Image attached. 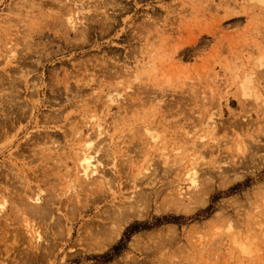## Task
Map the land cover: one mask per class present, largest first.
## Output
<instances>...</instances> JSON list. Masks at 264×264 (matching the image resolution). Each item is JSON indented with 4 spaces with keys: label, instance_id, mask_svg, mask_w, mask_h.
Masks as SVG:
<instances>
[{
    "label": "rangeland",
    "instance_id": "374dc122",
    "mask_svg": "<svg viewBox=\"0 0 264 264\" xmlns=\"http://www.w3.org/2000/svg\"><path fill=\"white\" fill-rule=\"evenodd\" d=\"M24 1L27 3L28 0H0L1 30L7 28L14 29L19 27V24L22 25L23 28V26L26 25V19H30L29 15H34L37 19L46 18V20H48L50 19H47L48 12L53 14L57 9V3L66 2V6H69L70 4L73 5L74 1L77 6H84V9L82 8V10H79L77 13V21H81L80 23L82 24L79 26L80 28H84L87 33L86 37L88 38L86 45L72 49L66 44L63 37L56 36L52 33L53 31H48L46 35H48V39L51 43L49 42V44L47 41V43H45V41L40 39L41 43L38 47H41L43 43H45L47 47L49 46V50L47 49L44 51L40 48V53L38 52L36 55H31L32 58L30 57V60H33H31L32 63L29 60L27 61L31 63V66L28 67L30 74L28 75L30 80L29 83L35 81V83L38 84L37 87L40 89L38 99L42 108L40 107V113H35L33 117L34 119L37 116V120H40V118L41 120L46 119L49 113V109L46 107L47 104L52 106L55 105L53 106L54 108H58L59 106L63 107V105H71V103H66L65 101V93L61 88L62 86H60L61 94L58 98H54V94L49 92V85H52L48 80L52 74L51 70L59 73L58 78H61V80L65 79L67 76L69 78L67 80L71 82H69V84L72 85V89L73 87L75 89L74 85H79L82 82L84 75L86 77V73L91 76L93 75V78L105 80V83L101 86L96 83H94L91 88L83 85V90L79 93L81 96L83 95L82 98L77 97L75 100H72V104L74 103V105H72L73 107L68 106L66 109V111H71H64L63 113L67 119L69 118L66 122L68 123L71 120L70 122H72L73 125L77 123V125L80 126L81 122L88 124L89 122L91 123L97 120L101 123L103 129L106 130V134L112 136V139L118 144L117 146H119V152L117 154V163L119 164V169L117 168L118 171L114 173L109 170V164L103 169L105 172L103 175L110 177V191L108 190L105 194L107 203L105 201L96 202L93 203V206L96 205V208L102 211V209H106L109 205H112L110 204L112 200L115 202L122 198L120 200L123 201L125 195L128 196L130 191H134V188L131 186L132 178L130 177L135 174L140 178L143 175L142 179H145L150 175L148 179H152L153 177L151 176H154V174H150L152 173V166H156V169L159 170L157 178L153 183H150L148 186L143 185L145 191L148 192L151 190V200L148 202L149 206L146 208L145 213L141 217H130L123 225L121 232L109 245H105L102 249H97L96 247L97 250L94 248L95 251L91 249V247L87 248L85 243L78 242L79 244H73L78 234L79 226H81L84 221L93 223L94 220L93 212L95 209L87 211L86 213L82 211L76 213L77 216L73 214L75 217L74 222H70L72 223V228L74 227L70 230L71 236L66 234L64 240H56L57 249L55 248L53 256L32 258L29 254L27 255V262L29 263L24 264H131V262L133 264L135 260V264H264V162H262V160L264 161V154H262L264 152V71L262 72V70H264V0H108L107 3L105 2L103 6L98 9L95 8V5L99 0H60L59 2L58 0H40L41 2L38 0L40 2L39 4L45 3L43 6L40 5L41 7L39 9L42 10H37L38 7H34L33 5L34 8H32V10L27 9L28 13L24 11L26 7H22L25 3ZM34 1H36V4L37 0ZM100 2H102V0H100L99 3ZM16 3L18 5H15ZM74 6L75 5H73L72 8H75ZM50 7L53 10L50 9ZM18 8L23 11L19 12V10H17ZM15 9L17 10L16 12L14 11ZM103 10L111 19V21L105 22L104 26L100 23L101 21H106L103 20V15L101 14ZM94 12L95 14L99 13V15L95 16ZM84 13H87V15L92 13V21L91 18H88L89 22L88 20L84 21ZM24 17L25 19H23ZM98 18L100 19L98 20ZM23 21L24 23H22ZM40 21L41 20L37 23ZM20 28L21 27H19V30L22 29ZM11 29H9V31ZM45 39L47 40V38ZM36 40H39V38ZM3 42L4 39H2L1 42L2 47L4 46ZM3 50L4 49H0V52L4 54ZM42 50L44 51V55H42ZM48 51L51 52L50 54L54 51L53 55H49ZM45 54L47 57H45ZM79 63L86 64V67ZM2 66H4V60L1 57L0 69ZM30 67H36V70L33 69L38 78L35 77V73L30 72L32 70ZM53 67H55V69ZM83 67H85L86 70H84L85 68ZM114 69H121L122 72L119 71L120 73H118L119 77H117V73H113L115 71ZM83 70L86 71L85 74ZM260 71L262 74L258 73ZM251 72L256 74H252ZM242 73H249L247 75H250L251 78L253 75L256 78L257 74H260L258 75V78H260H257L259 81L256 79V82L254 81L255 79L252 78V82L253 84L255 82V86L251 85V87L254 86V89L258 90L260 94V100L255 101V103L253 102V98L246 97L249 99L247 101L246 98L239 94L240 89H238V82H243L242 77L244 74ZM98 74L100 77H97L99 76ZM134 74L137 76L139 75V79L141 80H134ZM232 76L233 79L236 77H238V79L236 78V80H233ZM241 78L242 80L239 81ZM83 81L85 82V78ZM77 82L79 83L77 84ZM258 82L259 84H257V87L256 83ZM20 89L22 95L20 98L22 99L25 97V93L22 87H20ZM74 89L72 90V94L74 93ZM119 92L121 94V100L118 101L119 104L111 102L109 100L110 94ZM94 93L96 96L93 98ZM84 94H86V97ZM218 96L219 98H217ZM241 97L243 100L240 99ZM87 98L90 99V101ZM83 99L85 100L83 101ZM216 99L219 100L215 101ZM18 101L22 102L21 100ZM249 102L254 104L251 105ZM210 109L212 111L214 110L213 112L215 114L210 111ZM81 110H83V112ZM204 111H208L206 113L207 115ZM210 113H212V116L215 115L214 117L218 119L216 120L213 117L218 123L217 129L213 133L214 137L217 138V140L215 139L216 142L210 140V136L209 138L205 137L203 140H200L199 137L203 134L206 136L205 131H203V121L205 120L204 117H207ZM74 114L77 118L71 117L74 116ZM241 114H244V116ZM14 115L15 114L11 116L10 120L14 119ZM26 115L28 116L24 117L25 115H23L21 118L22 120L20 119V122L14 124V129H10L12 132L8 130L7 137L18 134L19 126H23V130L29 131L30 133L35 131L32 127H29V129L25 128L27 121L30 119L29 112H27ZM43 115H46L45 118H43ZM116 115L118 119H116ZM246 115H248V117ZM79 116L81 118H79ZM33 119L31 118V120ZM72 120L75 121L73 122ZM145 122L146 126H144ZM19 123H21V125ZM195 123H197V125ZM64 125L67 126L68 124ZM146 127L150 132L145 131ZM149 128L152 129L149 130ZM186 129L190 130V134H188L189 132H187ZM89 131H93V129L91 128L88 131L85 130V132ZM114 132H118L116 134L118 136H116ZM146 133H149V136L152 137H149V141L148 138H146L148 136ZM150 133L152 135H150ZM249 133L252 135L254 134L255 137L254 135L251 137L248 136ZM23 134L26 136L25 132L19 133L18 135L19 138L21 137V141H24V137H22ZM258 135H260V137ZM186 137L189 138L185 140ZM73 139L74 135L72 136V141ZM128 140L130 143L131 141L132 143L134 141L136 143L134 142V144L131 143L132 145H129L130 143H127ZM195 140L198 144L201 142L200 147ZM255 140H258V142ZM242 141H244V145H242ZM245 141L251 142H247V144ZM253 141H255V143ZM104 142L106 143L107 141L104 140ZM149 142L150 144L148 145ZM212 143H215V145L213 144L211 146ZM219 143L221 144V148ZM137 144L138 147H136ZM127 145L130 147L128 146L127 148ZM131 146H134L133 150ZM161 146H163L162 149ZM248 147L249 149L251 148L250 151L253 152V155L248 150ZM60 148L62 150V147ZM194 148L195 151L201 149V151L206 150L205 152L207 154H212L208 157L203 151L205 159L207 158L206 162H204L205 159L204 161L201 159L196 161L197 167L201 169L200 172L205 171L204 177L212 174L215 179H213L212 182L213 186H210L212 188L207 195V201L202 205H198L195 210L184 211V213L183 211H176L172 208L166 209L171 199L174 196L177 198L178 191L184 194L185 197L183 201L185 203L188 202L186 195H188L189 191V194H191L193 190H191L188 184L182 181L181 178L184 168L188 166V159L193 156ZM236 148L240 150V152H237L238 150ZM219 149H221V151H219ZM223 149L225 153L222 151ZM256 149H258V151H256ZM259 149L260 153H258ZM136 150L140 151L138 156H136V154L139 151ZM227 150H229L230 153ZM63 151L65 150L63 149ZM219 152L221 154L220 156ZM22 153L24 155H30L32 152L24 150ZM222 153L226 156H224L225 161L223 157L221 158V156L224 155ZM241 155L243 156L241 157ZM128 156H130L129 158L133 156L130 160H132L133 163L135 162L134 166L131 168L132 170L128 168V165H125ZM163 156L167 159L164 163L166 166L163 164ZM239 157L243 158V160H239ZM244 157H246V159H244ZM27 158L29 159L30 156L26 157V159ZM135 158L137 159L135 160ZM173 158H175V160ZM209 158L213 162H211ZM218 158L221 159L217 160ZM176 159H179V161L182 160L179 162L178 160L176 161ZM221 160L222 163L223 161L224 163L220 165ZM245 160L247 161L245 162ZM253 160H255L258 165L255 164ZM202 161L204 165H202ZM242 161L246 165L244 163L242 164ZM68 162L69 165L72 166V163L70 161ZM175 162H177V164ZM238 162L240 163L238 164ZM168 163L170 165V171L167 169L169 167ZM205 163L207 165H205ZM249 163H251V166ZM226 164H228V166L225 167ZM139 165L143 167L138 168ZM123 167H126L125 171ZM136 167L138 169L141 168L138 172L140 175L137 173ZM145 167H149V171L143 173ZM206 167L211 170H206ZM234 167L237 168V173L234 171ZM163 168L168 171L161 174ZM221 169H226L227 171L231 169L236 174H233L232 171H228L227 173L224 171L223 174L219 173ZM63 172L64 169L61 170V173ZM127 173H131L132 175L130 176ZM224 173L225 178L228 177V175H235V177L239 175L241 177L239 178V176H237L236 179L233 176L234 179L231 180L232 177L229 176L226 180L229 179L231 182L228 181L230 183L227 184V181L225 180L223 182L220 176V174L224 175ZM164 174L165 176L163 177ZM126 175H128L127 178H124ZM175 178L177 180H175ZM129 180L130 184L127 183ZM224 183L226 186H220ZM172 186L173 188H171ZM113 187H115V189ZM175 188L177 192H175ZM155 190H159L158 193L156 191L157 195ZM161 196H163V200ZM168 197L170 201H168ZM162 201L165 203L167 201L166 207L164 208L166 210H163V208L156 209V206L160 205ZM157 203L158 205H156ZM169 207L173 206L170 204ZM217 210H219V212H217ZM212 213L219 214L212 217ZM215 216L216 218H214ZM82 220L83 222L80 224ZM168 224L175 232H173L174 236H170V238L166 236V234H168L169 237V234L172 232L171 230L169 233L170 229H167ZM5 228L6 227H4V235L8 238V240H6V246L12 247L10 239L14 231H11L12 226L10 224L7 225V229ZM20 229H22V227L19 228V233L20 231L23 233V229ZM160 229L162 232H159ZM159 233L164 235H162L163 238H160L161 235L159 236ZM173 233L170 235H173ZM154 234H158L157 238L159 236V239L154 237ZM152 235L155 238L154 240L150 237ZM134 236L142 237V240L140 237L138 238V240H141L139 243L142 245L136 244L137 246H134V244L131 243L132 240L136 238ZM47 237L51 240L48 235ZM67 238L70 239L67 241ZM236 241H239V243L243 242L244 245H242V247H246L249 251L245 248L242 250L241 246L237 244ZM25 242L26 241H24L23 244H19L20 242L14 243V249H10L7 253L3 251V242H0V263L4 264L5 262H2V259L11 256L12 251V256L15 255L17 251L18 253L21 252L26 254L28 248H26ZM136 248L138 251L135 250ZM132 257L134 261H132Z\"/></svg>",
    "mask_w": 264,
    "mask_h": 264
},
{
    "label": "bare ground",
    "instance_id": "6f19581e",
    "mask_svg": "<svg viewBox=\"0 0 264 264\" xmlns=\"http://www.w3.org/2000/svg\"><path fill=\"white\" fill-rule=\"evenodd\" d=\"M39 1L37 0V3L35 4L36 1L28 0L27 3H26V1H24L26 4L23 2L25 5L24 4L23 5L21 4V5H22V7H26V9L24 10L26 13H28L27 9L32 10V8H34V7H38L37 10H42V9H39L41 7L40 5L43 6L45 3L39 4L41 2V1L40 2ZM59 1L60 0H58V2ZM99 1L95 5L96 9L101 8L105 2L107 3L108 0H102V2H100V3H99ZM257 1H259V0H257ZM17 3L15 5H18ZM66 4H67L66 2L57 3L56 4L57 9L53 12V14H51L49 12H48V15L46 14L47 19L50 18L48 20H46V18L37 19L34 15H31V16L29 15L30 19L27 18L28 21L26 19V25L23 24L25 26V27L23 26L24 29L22 28V25H20V24H19V27L22 28V29L20 28L21 30H19V27L14 28V29L13 28L12 29L7 28V29H2V30L0 29V33H1V35H0V49H4L3 50L4 54L2 52H0V56L4 60V66H2L0 69V242H3V246H4L3 251L5 253H7L10 249L13 250L14 249L13 244L18 243V242H20L19 244H23L24 241H26L25 242L26 246H27L26 248H28L26 254L21 253V252L18 253V251H17L15 253V255L12 256V252H13L12 251L11 256H7V258H9V259H7V258L2 259V262H5L4 264H19V262H20V264L21 263L22 264L29 263V262H27L28 261L27 255H29V254L32 256V258H38V257L46 258L50 255L53 256L55 248L57 249L56 240H62V239L64 240V237L66 234L71 236L70 230L72 228V223H70V222H74L75 215H73V214L80 213L82 211H84V213H86L87 211H91L94 209L96 210L97 209L96 205L93 206V203H96V202H104L105 201L107 203V201H106L107 197L105 198V194L108 190L110 191V187H109L110 177L107 176L108 177L107 178L105 175H103V173L105 174V172L103 171L104 167H106V165L109 164L110 165V166H108V167H110L109 170H111L114 173L117 172L119 169L118 168L119 164L117 163V154L119 152V149H118L119 146H117L118 144H116V142L112 139L113 138L112 136L106 134V130L103 129V126L101 125L100 122L95 120L94 122H91V123L89 122L87 124V123L81 122L79 120L82 123V125H81V123H80V126H78L77 123L73 125L72 122H70L71 120L68 123L66 122L67 120H69V118L67 119L63 114L64 111H66L68 106L73 107L72 105H74V103L72 104V100H75L77 97L82 98L83 95L81 96L79 93L82 92V90H83L82 86L83 85L85 87L87 86V87L91 88V86L94 83L98 84L99 86H101L103 83H105L104 82L105 80L103 81V79H101V78L100 79L99 78H93L92 77L93 75L91 76L90 74H87L86 71H84V70H86V68H85L86 64L79 63L80 65L85 66V67H83V68H85L83 71H84V74L86 73V77L84 75L85 82L83 81L84 80V78H83V80H82L83 84H82V82L80 83L82 85H80V84L74 85L75 89L73 87V89H74L73 94H72V90H73L72 85L69 84L70 81L67 80L69 78L65 75L66 78L61 80V78L60 79L58 78L59 73H56L53 70H51L52 74L50 75V78L48 80L51 82L52 85H49V92L54 94V98H58L61 94L60 93V86H62L61 88L63 89V91L65 93V101H66V103H71V105L65 104L66 106H64L62 103L63 107L59 106L58 108L57 107L54 108L53 106H55V105L52 106L50 104H47L46 107H48V109H49V113L47 115L48 118L46 117V119H43V120H41V118H40V120H37V116H36L33 119L34 114L38 113L40 111V107L42 105H40V101L38 99V95L40 94V89L37 87L38 84L35 83V81L29 83L30 80L28 78L29 77L28 75H30V74H29V68L28 67L31 66V63L33 61L32 59H31L32 61L30 60L31 55H36V53H38V52L40 53V51H39L40 48H42L44 51H46L48 49L49 46L47 47V45L45 43H47V42L51 43V41L48 39V35H46V33L48 31H53L52 33L55 34L56 36L63 37V39L66 41V44L72 49L80 48L83 45H86V43H87V38H88V37H86L87 33L84 30V28H80L79 25L82 24V23H80L81 21H77V19H78L77 13L79 10H82V8L84 6H80V5L77 6L74 1H73V5H75L74 6L75 8H72L73 7L72 4H70L69 6H66ZM33 5H34V7H33ZM36 5H39V6H36ZM110 6H111V4H110ZM17 7H15V8H17ZM105 7H107V6H105ZM19 8L17 10H19V12L20 11L22 12L23 10H20L21 8L20 9ZM112 8H113V6H112ZM50 9H52V8L50 7ZM17 10L15 9L14 11L16 12ZM47 10H49V9H47ZM87 12H88V8H87ZM38 13H39V11H38ZM45 13H47V12H45ZM43 14H44V12H43ZM91 14L87 15V13L86 14L84 13V16H83L84 21H87L88 18H91L92 17ZM94 14H95V12H94ZM101 14L103 15V20H106V21L100 22L102 24V26H104L105 22L111 21V19L105 13L104 10ZM97 15H99V13L95 14V16H97ZM92 18H91V21H92ZM23 19H25V17ZM23 19H21V20H23ZM99 19L100 18H98V20ZM39 20H41V21L39 23H37ZM88 22H89V20H88ZM22 23H24V21ZM15 24H17V23H15ZM9 29H11V30L9 31ZM37 38H39V40H36ZM45 38H47V40ZM2 39H4V42H3L4 46L3 47L1 46ZM40 39L45 41V43H43V45L41 44L42 45L41 47H38L39 44L41 43ZM45 45H46V47H45ZM43 50H42V52H43L42 55H44ZM51 50H53V49H51ZM55 51H56V49H55ZM53 52L54 51H52V54H50L51 52H49V55H53ZM45 57H47V55ZM50 57H52V56H50ZM27 60H29L31 63L28 62ZM34 60H36V59H34ZM10 64H12V65H10ZM40 64H42V63H40ZM260 65H262V64H260ZM26 67H27V69H26ZM33 68L35 69L36 67H33ZM33 68H31L32 70L30 69L31 70L30 72L35 73ZM53 68L55 69V67H53ZM119 71L122 72L121 69H119V70H115L113 73L118 74V73H120ZM263 71L264 70H262V72ZM78 73H80V72H78ZM249 73H247V74H249ZM258 73H261V71ZM111 74H112V72H111ZM111 74H109V75H111ZM242 74H244V73H242ZM247 74L245 73L243 75V77H242L243 80H242V78L239 79V81L240 80L243 81V82H241V81L238 82V84H239L238 89H240L239 94L241 96H243L244 98H246V97L253 98L254 101L253 100L252 101L255 103V101L260 100V94L258 93V90L254 89L255 88L254 87L255 82L253 84L252 78H254L255 79L254 81H256V79L258 78V75H260V74H257V76L255 75L256 78L254 77V75L251 78L250 75L248 76ZM252 74H256V73H252ZM34 75H36V73ZM68 75H69V73H68ZM100 75H101V73H100ZM100 75L97 77H100ZM35 77H37V75ZM117 77H119V74ZM238 77H239V75H238ZM238 77H236V78L238 79ZM139 78H140L139 75L138 76L136 74L133 75L134 80H136V81H137V79L141 80ZM236 78H234V79L236 80ZM232 79H233V76H232ZM32 81H33V79H32ZM79 82H77V84ZM107 83H109V82H107ZM257 84H259V82L256 83V85ZM251 85H254V86L251 87ZM20 87L23 88L24 93H25V97L22 99L20 98V96H22L21 92H20V90H21ZM257 87H258V85H257ZM84 95L86 97V94H84ZM94 96H96L95 93L93 94V98H94ZM120 97H121L120 92L116 93V94H110L109 100L111 102H114L117 104L118 101L121 100ZM97 98H98V96H97ZM217 98H219V96ZM17 99L21 100L23 103L18 101ZM85 99H83V101ZM240 99L243 100L242 97ZM246 99H247V101L249 100L248 98H246ZM88 100L90 101V99H88ZM217 100H219V99H216L215 101H217ZM242 102H244V101H242ZM250 102H249V104L252 103V102L251 103ZM75 103H76V101H75ZM247 103H246V105H247ZM83 104H84V102H83ZM253 104H251V105H253ZM251 105H249V106H251ZM46 107H44V108H46ZM90 107H91V105H90ZM79 108H80V106H79ZM121 108H122V106H121ZM87 109H89V108H87ZM93 110H94V108H93ZM245 110H246V108H245ZM70 111L67 110L66 112H70ZM81 111L83 112V110H81ZM210 111H212V110L210 109ZM240 111H242V110H240ZM27 112H29L30 119H29V121L26 120L27 124H26L25 128L29 129V127H32V128H34L35 131L30 133L29 131L23 130L24 129L23 126H19L18 132H17L18 134H14L11 137H7L8 130H10L11 128L14 129L13 128L14 124L20 122V119L22 118L23 115H25L24 117L28 116V115H26ZM207 112H205V114ZM245 112H247V111H245ZM91 113H93V112H91ZM13 114H15L14 119L10 120V118ZM241 115L244 116V114H241ZM43 116H44L43 118H45L46 115H43ZM80 116H79V118H81ZM214 116H212V113H210L207 117H204L205 120L203 121V124H204L203 131H205L206 136H205V134L200 135L199 136L200 140L205 139V137L209 138V136H210V140L216 142L215 139L217 140V138L214 137L213 133L217 129L218 123L216 120H218V119H216ZM246 116L248 117V115H246ZM71 117H76V115L74 114V116H71ZM116 117H117L116 119H118L117 115H116ZM240 117H242V116H240ZM31 118L33 120H31ZM24 119H26V118H24ZM234 121H233V123H234ZM192 123L194 124L193 121H192ZM19 124L21 125V123H19ZM64 124H66V125L68 124L67 125L68 127L65 126ZM195 124L197 125V123H195ZM200 124H202V123H200ZM144 126H146V122L144 123ZM91 128L93 129V131L85 132V130L88 131ZM194 128H196V127H194ZM194 128H192V129H194ZM51 129H53V130H51ZM150 129H152V128H149V130ZM145 131L150 132V131H148L147 127H146ZM24 132H25L26 136H24V134H23L22 137H24V141L23 140L21 141L20 140L21 137L19 138L18 135H19V133H24ZM187 132H189L188 134H190L189 129L187 130ZM263 132H264V130H263ZM117 133H115V135ZM146 134L148 135L146 138H148V141H149V137L150 138H152V137L149 136V133H146ZM249 134H251V133H249ZM249 134H248V136H250V137L254 135V134L253 135L252 134L249 135ZM70 135H71V137H70ZM73 135H74V139L72 141ZM150 135H152V134L150 133ZM68 136H69V138H68ZM116 136H118V135H116ZM184 136H185V133H184ZM184 136H182V137H184ZM258 136L260 137V135H258ZM119 137H120V135H119ZM254 137H255V135H254ZM187 138H189V137H186L185 140H187ZM128 139H131V138H128ZM132 139H133V137H132ZM104 140H106L107 142L105 143ZM144 140H145V138H144ZM258 140H259V138H258ZM258 140L257 141L255 140V141L258 142ZM260 140H261V138H260ZM136 141H137V138H136ZM153 141H155V140H153ZM153 141H150V142H153ZM255 141H253V142L255 143ZM103 142H104V144H103ZM134 142L132 143V141H131L132 144H134ZM150 142L148 143V145L150 144ZM181 142H182V139H181ZM247 142L250 143L251 141L250 142L247 141ZM117 143H119V142H117ZM127 143H130V141L128 140ZM131 143L129 145H132ZM241 143H243L242 145H244V141H242ZM200 144H201V142H200ZM200 144H198V142H197V145L199 147H200ZM213 144L215 145V143H212L211 146ZM223 144H226V143H223ZM247 144H246V146H247ZM129 145H127V148ZM192 145H194V144H192ZM134 146H136V145H134ZM134 146H131L132 150H133ZM189 146H191V145H189ZM219 146L221 148L220 143H219ZM60 147H62V150ZM136 147H138V144ZM162 147L163 146H161V149H162ZM195 147H197V146H195ZM216 147H217V145H216ZM251 147H252V145H251ZM201 148H203V147H201ZM222 148H223V146H222ZM14 149H16V150H14ZM63 149L65 151H63ZM260 149H259L258 153H260ZM24 150H26V151L29 150L32 153L30 155L29 154L24 155L22 153V151H24ZM155 150H156V148H155ZM248 150L250 151L251 148L249 149V147H248ZM134 151H135V148H134ZM136 151H139V150H136ZM203 151L204 150L201 151V149L200 150L197 149L195 151V148H194L192 158L188 159V162H189L188 166L184 168V171L181 170V171H183V176H182L181 180L185 181L188 184V186L191 188V190H193V191H191V194H189L190 193V191H189L188 195H186L188 202L185 203L183 201V198L185 196L182 192L179 193V191H178L179 197H178L177 193H176L177 198L175 196L173 198L171 197L172 198L171 201H170V198L168 197V201H170L169 206L171 204L173 207H169L168 204H167L168 207H166L167 201H166V203L162 201V203L160 204L161 206L158 205V203H160V202H158L156 204V205H158V206H156V209H162L163 208V210H166L168 208H172V209H175L176 211H183V213H184V211H193L196 209V207L198 205H202V204L206 203L207 195H208L210 189L212 188L210 186L212 185L214 177L212 176L211 171H210L211 173H209L211 175L204 177L205 171L202 170L203 172H200L201 169H199L197 167L196 161L198 159H201L204 161V159H205ZM219 151H221V149H219ZM222 151L225 153L224 149ZM227 151L229 152V150H227ZM256 151H258V149H256ZM160 152H162V151H160ZM237 152H240V150H238ZM250 152L253 155V152L252 151H250ZM139 153H140V151L136 154V156H138ZM142 153H143V151H142ZM224 153H222V154H224ZM61 154H65V155H61ZM205 154H207V153L205 152ZM262 154H264V152ZM262 154H260V155H262ZM28 155L30 156V158L26 159V157H29ZM210 155H212V154H210V153L207 154L208 157ZM220 155L221 154L219 152V156ZM133 156H131V158ZM224 156H225V154L223 156H221V158L223 157L224 161H225L226 156L225 157ZM242 156L243 155H241V157ZM249 156H250V154H249ZM254 156H255V153H254ZM129 157L130 156H128V160H126L125 165H128V168L131 169L134 166L135 162L133 163V161L130 160L131 158H129ZM164 157L165 156H163V158H162L163 164L167 160L166 157L165 158ZM257 157H258V155H257ZM221 158H218L217 160H219ZM136 159L137 158H135V160ZM173 159L175 160V158H173ZM179 159H176V161L177 160L179 161ZM206 159L204 162H206ZM241 159L243 160V158H240L239 160H241ZM244 159H246V157H244ZM253 159H254V157H253ZM209 160H210V158H209ZM247 160H245V162ZM68 161H70L72 163V166L69 165ZM122 161H124V160H122ZM203 161H202V163H203ZM210 161L213 162L212 160H210ZM224 161H223V163H224ZM253 161H255V160H253ZM262 162H264V161L262 160ZM175 163L177 164V162H175ZM185 163H187V162H185ZM221 163H222V160L220 162V165H221ZM225 163H227V162H225ZM239 163L240 162H238V164ZM243 163L244 162L242 161V164ZM251 163H252V161H251ZM251 163H249L250 166H251ZM255 164H257L256 161H255ZM168 165H169V163H168ZM202 165H204V163ZM205 165H207V164L205 163ZM226 166H228V164H226L225 167ZM139 167H143V166L139 165L138 168ZM149 167H151V166H149ZM149 167L148 168L145 167L144 168L145 171H143V173L149 171ZM176 167H177V165H176ZM138 168H137V173L141 169V168L140 169H138ZM213 168H215V167H213ZM221 168H223V167H221ZM234 168H235L234 171L236 172L237 168L236 167H234ZM63 169H64V172L61 173V170H63ZM121 169H122V167H121ZM125 169H126V167L123 170L125 171ZM129 169H128V171H129ZM167 169L168 170L170 169V165ZM176 169H178V168H176ZM207 169L208 168L206 167V170ZM107 170H108V168H107ZM168 170H164V168H163L161 174L166 173L165 171H168ZM208 170H211V169H208ZM219 171H220L219 173L223 174L224 171L227 173L229 170L227 171L226 169L225 170L221 169ZM230 171H232V170L230 169ZM151 172L152 173H150V174H154V176L153 175L151 176V177H153L152 179H148V178H150L149 177L150 175L145 179H142L143 175L140 178H138L139 176L137 175L138 176L137 177L133 173L134 175L132 177H130V178H132L131 186L134 188V191L132 190L133 192L130 191V194L128 196L125 195V197L123 198V201L120 200V199H122L120 197H118V198H120L118 201H115L116 203L112 200V202L110 203L112 205H109L108 208H106V209H102V211L98 210V209L96 211L94 210V212H93V216H94L93 219L94 220L92 219L93 223H90L87 221L83 222V220H82L80 222V224L82 222L83 223L81 224V226H79V229H78L79 231L77 230L78 234L76 236L75 241L74 242L72 241L73 244L74 243L79 244L78 242H80V243H85L87 245V248L91 247V249H94V248L96 249V247H97V249L98 248L102 249L105 245H109L114 240V238H116L118 236V234L121 232L123 225L126 223V221L130 217H141V216H143V214L146 211V208H148V206H149L148 202H149V200H151L150 199V196H151L150 191L151 190L148 192L145 191V188L143 187V185L148 186L150 183H153V181H155L157 178L159 170L156 169V166L155 167L152 166ZM114 173H113V175H114ZM131 173L130 174L127 173V174L131 176L132 175ZM167 173H169V172H167ZM236 173L233 172V174H236ZM238 173H240V172H238ZM128 175H126V177H124V178H127ZM124 176H125V174H124ZM164 176H165V174L163 175V177ZM220 176L222 177L223 182H224L231 175H228V177L225 178L224 177L225 173H224V175L220 174ZM233 176L235 177V175H233ZM233 176H231L232 177L231 180L234 179ZM237 176H239V175H236V177H235L236 179H237ZM240 177L241 176H239V178ZM114 178H116V177H114ZM173 179H174V177H173ZM222 179H221V181H222ZM175 180H177V179L175 178ZM113 181H114V179H113ZM126 181H125V183H126ZM226 181H227V184L231 182L229 179ZM228 181H230V182H228ZM219 182H220V180H219ZM127 183L130 184V180ZM222 183H220V184H222ZM176 184H178V183H176ZM224 185H225V183L223 185H220V186H224ZM173 186L171 188H173ZM113 188L115 189V187H113ZM174 190H175V192H177L176 188ZM156 191H157V193L159 192V190H155V193H156ZM172 191H173V189H172ZM157 193H156V195H157ZM191 195H192V198H191ZM123 196H124V194H123ZM187 196H189V197H187ZM161 198L163 200V196H161ZM115 204H117V205H115ZM165 207H166V209H164ZM217 212H219V210H217ZM218 214L212 213L211 216L213 217L214 215H218ZM76 216H77V214H76ZM214 218H216V216ZM85 220H87V219H85ZM75 221H76V219H75ZM9 224L12 226L11 231H14V233L11 234L12 238L10 239L12 247L6 246V240H8V238H7V236L4 235L5 234L4 227H6L5 229H7V225H9ZM20 227H22L23 233H21V231L19 233ZM22 229H20V230H22ZM66 229H67V231H66ZM167 229H170L169 233L171 232V230H172L171 233L174 232L173 231L174 229H172V227L169 226V224L167 226ZM157 231H158V229H157ZM159 232H162L161 229ZM154 233H155V231H154ZM174 233H173V235L169 234V237H168V234H166L167 238H170V236H174ZM47 235L51 238V240L48 239ZM144 235H145V232H144ZM155 235L156 234H154V237L157 238L158 234L156 236ZM162 235H163L162 233L161 234L159 233L160 238L161 237L163 238L164 235L163 236ZM159 236L157 239H159ZM134 237H136V236H134ZM139 237H136L135 239L132 240V242L131 241L130 242L133 243L134 246H137L138 244H140L139 242L142 240V237H140L141 240L140 239L138 240ZM150 237H152L153 240L155 239L153 237V235ZM69 239L70 238H67V241ZM148 239H149V237H148ZM236 243L241 246L242 250L244 248L247 249L246 247H242V245H244L243 242L239 243V241L238 242L236 241ZM140 245H142V244H140ZM8 246H10V245H8ZM135 250H137V248ZM141 250H142V248H141ZM50 259H51V257H50ZM124 261H127V260H124ZM132 261H134V258L132 259ZM135 263H136V260H135ZM135 263H133V264H135ZM131 264H132V262H131Z\"/></svg>",
    "mask_w": 264,
    "mask_h": 264
}]
</instances>
